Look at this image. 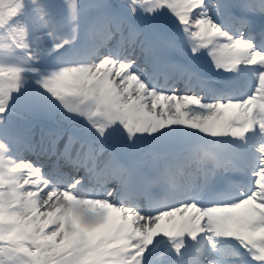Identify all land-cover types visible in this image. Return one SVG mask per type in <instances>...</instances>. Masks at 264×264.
<instances>
[{
    "label": "snow or ice",
    "instance_id": "1",
    "mask_svg": "<svg viewBox=\"0 0 264 264\" xmlns=\"http://www.w3.org/2000/svg\"><path fill=\"white\" fill-rule=\"evenodd\" d=\"M124 4L125 14L109 0L97 5L107 12L88 32L95 59L41 75L33 66L37 52L59 51L77 38L79 0H23L10 10L9 0L0 3V39L9 41L8 55L0 56L8 61L0 62V124L32 74L68 117L93 134L88 141L69 135L62 151L59 136L37 146L0 135V264H240L219 246L222 240L237 242L240 255L264 264V142L253 149L254 161L239 169L249 175L250 190L228 180L222 193L201 205L216 172L200 169L202 183L172 181L193 162L215 159L205 144L228 143L244 155L250 135L264 140V0ZM54 7L63 10L64 21L53 15ZM165 10L193 57L206 53L218 73H251L249 90L205 102L174 88L150 87L148 68L165 79L200 80L171 62L177 42L167 28L155 25L148 32L138 19ZM63 23L76 26L62 35ZM112 41L115 50L100 54ZM17 52L24 58L18 60ZM138 57L143 69L136 67ZM225 87L243 85L230 80ZM193 133L201 143L187 154L164 150ZM22 147L54 157L52 173L23 159ZM219 168L237 170L234 164Z\"/></svg>",
    "mask_w": 264,
    "mask_h": 264
},
{
    "label": "rangeland",
    "instance_id": "2",
    "mask_svg": "<svg viewBox=\"0 0 264 264\" xmlns=\"http://www.w3.org/2000/svg\"><path fill=\"white\" fill-rule=\"evenodd\" d=\"M101 2L102 0H79L80 13L78 18L77 38L72 41L71 44L66 45L59 51L50 53L44 51L37 52V61L33 66L39 69L41 75H47L50 72L58 70L61 67L71 66L79 62L86 63L90 59H95L93 44L92 41L91 44L89 43L90 40L88 38V32L94 19L99 15L106 14L107 12V10L97 7V5ZM109 2L113 5L118 4L121 10V14L126 13L124 0H109ZM0 3H3V1L0 0ZM18 4L20 5V2H18L12 8H16ZM10 6L11 5H9V10L12 9L10 8ZM54 16L59 21H64L65 19L64 12L55 13ZM158 17H162L167 20L168 23H171V25H165L164 27L167 28L170 32L172 31L171 33L177 35L181 40L184 41L183 48L184 52L186 53L185 50H189V48L184 40L183 33L180 31L179 25L177 24L175 19L171 17L166 10L164 11V13L152 17L153 20L143 15H140L138 19L140 23L145 27V30L151 32L153 30V27L155 26L153 22ZM74 26L76 25L63 23L61 34H68L71 28ZM180 39H178L179 43ZM2 40L4 42H2L0 45V56H7L9 51V42H5V39ZM86 42L91 46H88ZM49 47H51L50 41L45 45V48ZM66 54H68V61L58 63L57 60ZM16 55L18 57L17 59L19 60L23 59L25 54L23 52H17ZM188 55L192 56L191 52ZM201 55H203V53H201L199 56H196V60L198 62L200 60V62L207 67L211 66V61L209 59L203 60ZM185 59L190 61L191 57H187ZM0 62L5 64L8 63V61L6 60ZM38 78V76L32 74L26 76L25 84L21 88L20 93L13 96V100L10 105L9 112L6 114V117L4 119V123L0 124V135H8L6 127L10 126L13 123V125L10 126V130L12 132L16 131V137H19L26 142L27 140H29L31 143H35L37 146L40 145L42 139H47L49 136H52L53 138H55L56 136L60 137V143L58 144V147H61L64 143L67 142V137L69 135H80V138L84 135L86 136L83 139L85 141L92 139L93 134L90 132V130L87 129V126L83 124V121L75 117H68L67 114L64 113L63 109L59 108L58 105L56 107V110H52L50 107L49 109L46 108L45 112H36L38 110V100L36 101L37 95L45 99L43 102L49 101L50 103H52L51 97L36 83V80ZM15 122L16 125L14 124ZM24 125L26 127L23 130L21 128H23ZM20 130L21 132L19 133L18 131ZM198 136V133H194L193 136L184 137L182 141L179 142V144H175L177 143L176 141L172 142V144H166L164 146V150L175 153L178 149H182L183 147L185 148L188 146H193L192 141L197 142V144L195 145L197 146L201 143L198 139H196V137ZM31 138L36 139V141L31 140ZM118 139L122 141L124 138L121 137ZM180 145L181 147H178ZM218 149L221 148L218 147ZM203 150L210 153L216 152V150L212 149L211 145L209 146V144H205ZM179 154H182V151H180ZM9 156L10 158H14L15 153H10ZM179 178H182V174L179 175Z\"/></svg>",
    "mask_w": 264,
    "mask_h": 264
},
{
    "label": "bare ground",
    "instance_id": "3",
    "mask_svg": "<svg viewBox=\"0 0 264 264\" xmlns=\"http://www.w3.org/2000/svg\"><path fill=\"white\" fill-rule=\"evenodd\" d=\"M226 24H227V22H226ZM199 163L200 162H193V164L191 165L193 168H197L198 166H199ZM234 162H231V161H229V160H226L223 164H233ZM186 169H183V170H181V172H180V174H182L184 171H185ZM195 170V169H194ZM173 179L175 178V175L172 177ZM193 183H195V182H193ZM159 251V250H158Z\"/></svg>",
    "mask_w": 264,
    "mask_h": 264
},
{
    "label": "trees",
    "instance_id": "4",
    "mask_svg": "<svg viewBox=\"0 0 264 264\" xmlns=\"http://www.w3.org/2000/svg\"><path fill=\"white\" fill-rule=\"evenodd\" d=\"M18 2H20V6H23V0H9V5H16ZM58 9H60V8L54 7L52 9L53 13L57 12Z\"/></svg>",
    "mask_w": 264,
    "mask_h": 264
}]
</instances>
